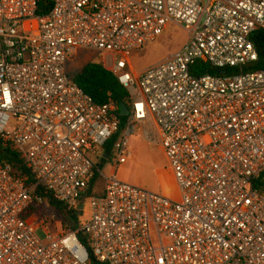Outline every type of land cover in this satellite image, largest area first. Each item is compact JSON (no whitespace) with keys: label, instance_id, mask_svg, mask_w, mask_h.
Returning <instances> with one entry per match:
<instances>
[{"label":"built area","instance_id":"1","mask_svg":"<svg viewBox=\"0 0 264 264\" xmlns=\"http://www.w3.org/2000/svg\"><path fill=\"white\" fill-rule=\"evenodd\" d=\"M40 1L0 0V138L35 179L0 162V264H89L80 233L105 264H264V70H244L258 59L251 37L264 30V0H49L44 16ZM169 24L184 28V45L134 69L131 53ZM80 50L111 56L103 66L130 95L110 174L93 156L121 130L120 109L72 80ZM137 130L165 153L178 199L118 177ZM95 170L101 187L75 230L51 235L32 221L43 210L61 224L38 186L78 210Z\"/></svg>","mask_w":264,"mask_h":264},{"label":"rangeland","instance_id":"2","mask_svg":"<svg viewBox=\"0 0 264 264\" xmlns=\"http://www.w3.org/2000/svg\"><path fill=\"white\" fill-rule=\"evenodd\" d=\"M187 33L177 24H169L161 36L143 47L140 50L133 51L130 55V61L134 69L144 70L160 63L167 55L178 51L186 42ZM102 55L95 52L80 50L75 53L68 63V72L70 75L76 74L89 62H99L102 65L111 66V56L102 60ZM128 152L130 156L117 166L118 177L141 189H145L157 194L168 196L172 199H178L179 191L174 177L170 171L169 161L160 147L148 143L140 130L129 140ZM113 166L108 163L104 168L105 174L113 171ZM101 182L98 184V189ZM48 212L38 211L32 221L38 225L44 221V227L48 233L54 235L63 229L62 224L45 221L44 215ZM36 235L43 242H46V233L43 227L36 230Z\"/></svg>","mask_w":264,"mask_h":264},{"label":"trees","instance_id":"3","mask_svg":"<svg viewBox=\"0 0 264 264\" xmlns=\"http://www.w3.org/2000/svg\"><path fill=\"white\" fill-rule=\"evenodd\" d=\"M51 8V3L49 0H41L39 4L38 14L44 16L48 13V10ZM252 42L258 53V59L256 62L247 65L244 70L245 72H254L264 70V30H256L252 34ZM205 73H214L216 72L212 68L205 65L203 69ZM230 73H238L239 71L230 70ZM72 80L84 90V92L89 95L96 104L102 105L109 102H113L119 109L122 105L129 106L130 95L128 91L118 82V79L114 74L107 70L101 63L93 61L87 63L80 71L76 74L71 75ZM120 113V112H118ZM122 126L121 130L114 134L108 143L101 149L102 158L98 156H93V160L96 164V169H104L108 164V159L112 157V151L116 142L119 140L124 125L127 121V117L121 116ZM0 162L3 164H9L13 168L14 172L24 176L27 180V183H34V175L31 170L27 167L25 158L17 150H15L9 144H6L0 138ZM96 176L93 180L92 188L89 190L87 196L83 198L80 202L78 210L67 211L66 208L51 199V192L44 189L43 186H38L36 192L42 193L47 197L46 203L48 205L54 206V209L57 212L58 218L61 221L63 229L66 230H75L77 226L84 221L86 218V209H87V199L91 195L95 194V185L100 182V178L95 170ZM256 188L260 191H264V172L260 175L256 182ZM34 210V209H33ZM79 239L86 246L90 260L89 264H105L100 263L96 260L94 255L90 252L86 240L87 235L80 233Z\"/></svg>","mask_w":264,"mask_h":264},{"label":"water","instance_id":"4","mask_svg":"<svg viewBox=\"0 0 264 264\" xmlns=\"http://www.w3.org/2000/svg\"><path fill=\"white\" fill-rule=\"evenodd\" d=\"M222 74H226V70L221 71ZM129 114L128 107L126 105H122L120 108V115L127 116ZM107 158V156H105Z\"/></svg>","mask_w":264,"mask_h":264},{"label":"crops","instance_id":"5","mask_svg":"<svg viewBox=\"0 0 264 264\" xmlns=\"http://www.w3.org/2000/svg\"><path fill=\"white\" fill-rule=\"evenodd\" d=\"M171 171V170H170ZM171 174H172V172H171ZM172 176H173V174H172Z\"/></svg>","mask_w":264,"mask_h":264}]
</instances>
